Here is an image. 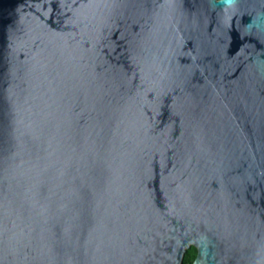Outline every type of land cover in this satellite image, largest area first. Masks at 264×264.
<instances>
[{"label": "water", "instance_id": "water-1", "mask_svg": "<svg viewBox=\"0 0 264 264\" xmlns=\"http://www.w3.org/2000/svg\"><path fill=\"white\" fill-rule=\"evenodd\" d=\"M261 233L264 0H0V264H264Z\"/></svg>", "mask_w": 264, "mask_h": 264}, {"label": "flooded vegetation", "instance_id": "flooded-vegetation-1", "mask_svg": "<svg viewBox=\"0 0 264 264\" xmlns=\"http://www.w3.org/2000/svg\"><path fill=\"white\" fill-rule=\"evenodd\" d=\"M262 226H263V223H262ZM255 246L258 247L259 251L263 255V252H264V237H263L262 233L260 234L257 243L254 242V238H253V234H252L251 240H250V248L253 249ZM187 253H190V255L193 256L191 264H194V262H195V260H196V258L198 256V248L195 245H192L188 249V251L186 252V255H187ZM186 255H185V257H186ZM185 257H184V259H185ZM183 264H184V261H183Z\"/></svg>", "mask_w": 264, "mask_h": 264}, {"label": "trees", "instance_id": "trees-1", "mask_svg": "<svg viewBox=\"0 0 264 264\" xmlns=\"http://www.w3.org/2000/svg\"><path fill=\"white\" fill-rule=\"evenodd\" d=\"M192 259H193V256L190 255V253H187V255H186L185 259H184V264H191Z\"/></svg>", "mask_w": 264, "mask_h": 264}]
</instances>
